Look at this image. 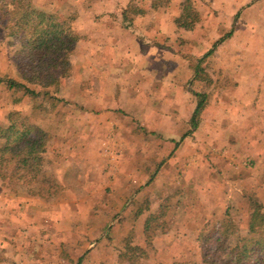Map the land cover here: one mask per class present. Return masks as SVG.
Returning a JSON list of instances; mask_svg holds the SVG:
<instances>
[{
    "label": "crops",
    "instance_id": "crops-1",
    "mask_svg": "<svg viewBox=\"0 0 264 264\" xmlns=\"http://www.w3.org/2000/svg\"><path fill=\"white\" fill-rule=\"evenodd\" d=\"M77 1L83 3H71ZM185 1L96 0L95 7H82L74 22L81 36L76 47L83 51L77 61L78 73L69 82L61 80L62 89H67L63 99L84 109L69 111L63 121L64 158L74 155L78 147L81 168L94 162L96 171L105 174L112 163L109 170L115 179L111 187L124 202L115 199L110 210L117 212L111 224L127 217L123 224L130 227L132 220L140 230L134 245L140 246L146 220L162 210L164 219L176 223L173 228L188 235L183 241H167V233L157 234L156 242L166 240L175 259L178 251L173 245L187 241L191 249L195 247L194 254H199L201 229L215 219L220 225L231 215L242 223L244 216L234 208L235 199L245 195L242 179L251 181L249 190L264 204V0H191L199 19L192 30L180 22ZM192 41L194 52L181 51L183 44ZM67 83L72 87L67 88ZM76 112L78 124L74 126L71 116ZM111 135L120 140L121 150L114 160L101 153ZM187 147L194 150L193 160L168 156L173 151V155L184 154ZM172 160L174 164L193 162L194 171L184 180L194 181V205L162 207L160 200L169 193L164 194L161 180L169 176L166 170ZM214 160L222 165L216 171ZM179 173L176 170L171 178L182 176ZM214 180L220 189L216 194L211 192L217 184ZM5 208L0 206V264L11 259L17 263L9 264H20L23 248L17 247L23 235L33 237L36 229L24 232L22 223L14 222V241L10 240ZM138 211L141 215L136 221L133 213ZM187 226L194 227V233ZM99 240L83 262L78 260L87 249L75 255L74 264H118V251H108L110 257H103L106 244ZM11 243L18 246L9 253ZM36 245L38 251L30 253L32 264L43 258L41 245ZM179 257L199 258L186 253Z\"/></svg>",
    "mask_w": 264,
    "mask_h": 264
},
{
    "label": "rangeland",
    "instance_id": "rangeland-1",
    "mask_svg": "<svg viewBox=\"0 0 264 264\" xmlns=\"http://www.w3.org/2000/svg\"><path fill=\"white\" fill-rule=\"evenodd\" d=\"M82 1L83 3L78 1L71 3V0H35V5L38 8L54 12L60 16L73 17L75 19L76 16L78 17L82 7L90 9L96 6V0ZM0 36H2L1 31ZM192 44L194 45V41L188 42V44H183L181 51L191 53L190 50L192 49L194 52ZM15 49L16 47H10L7 42H5L4 45H0V120L5 124L8 122L7 115L9 113L19 112L36 125L45 129L51 135L52 139L49 143V150L47 153L46 171L47 174L52 177L54 182H57L60 185L54 196L43 199L38 196L35 197L28 195L16 197L10 193L9 190L3 188L0 182V206H6L5 209L8 216L6 217V224L9 226L6 227L5 231L7 234H12L10 240L14 241V222L18 221L17 223H22L24 232L28 231L30 228L35 227L36 229V236L25 237L23 235L24 238L22 244L19 243V246H16L19 249L23 248L22 254L24 259L23 261H20V264H32L30 256L34 257V255L30 253L37 250L36 243L38 245L40 244L42 247L40 253L43 255V258L40 259L39 264H74L76 262L74 256L83 253L84 248L87 249L85 253L86 255L87 252L91 251L94 247V242H96L97 239H100L99 241L102 240L101 242L106 244V246L102 248L105 251L103 257H110L111 253L108 251H118V254H120L124 248L125 241H123V239H127V237L130 236L137 241L139 239L140 230L134 225L131 219L130 225L132 226L128 227L123 224L127 221L126 216V218H123V221L116 225L113 226V224H111L112 219H114L113 215L117 212L114 208H112L113 210H110V208L115 205V199L120 197L121 202H124L123 197L115 195L114 189L111 187V183L115 179L113 175L114 173L109 170V168L112 167V163L108 165L110 167H108V171L105 174L99 170L96 171L97 169L94 162L90 163V165L84 164L81 168L80 161L82 160V152L78 154L79 151L77 146V151L74 155L67 157L66 159L64 158V140L62 139L63 121L68 116L69 111H83L84 109H80L78 106L74 107V105L70 106L68 101L63 99V93L66 88L64 90L62 89L61 82L57 86H52L49 89L59 101L54 108L51 107L50 104H47L45 106L47 109L35 108V105L39 104L41 101L39 97L29 93L26 94L24 90L10 89L3 81L7 79L19 80L16 68L11 60ZM82 52L83 51L80 50L79 47H76L69 56V61H71L72 64L68 75L64 78L67 82H69V79L70 81L73 79V75H77V61L81 59ZM68 87H72V85L70 86L67 83V88ZM75 114L76 116H71V118L74 119L73 122H75L73 123L74 126L76 123L78 124V114L77 112ZM83 137L85 136L83 135ZM117 139V137L111 135V137L107 138V141H104L101 148V153H103L105 157L108 156L111 160H114L118 152L121 150L119 144L120 140ZM187 148L188 151H185L184 154L179 153L173 155V151L170 155L168 154V156L170 158L172 156V159L176 160L183 158L188 159V161L189 159L193 160L194 150L189 149V147ZM83 149L85 150V147ZM216 160H218V158ZM216 160H214V164L212 163V165H214L213 171L222 167L220 162ZM174 161L175 160H172L173 163L167 165L166 172L170 173L168 174L169 176L161 180L162 187L165 189L164 194L166 195L169 193V195L165 197L164 200H160V202L172 206L179 205V203L184 205H194V181L192 182V180H190L191 178L184 180V177H190L188 174L194 171V166H192L193 162L187 164L188 161H182L184 163L174 164ZM250 166L252 167V164H250ZM246 169L249 171L247 167ZM176 170H178L180 172L179 174L182 176L174 180L171 177L172 175L174 177ZM253 173H255L254 170ZM242 174L245 176L246 172H243ZM181 178L183 180H181ZM245 179L247 178H244V181L243 179L241 181V183L244 182L241 184L243 188L245 187L244 191L246 193L248 192V194L254 193L252 189L249 190L252 187L251 181ZM189 181H191V183L186 184V182ZM215 182L217 184L211 188V192L216 194L220 192V189H218V181L214 180V183ZM220 183H223V181ZM221 193V197L223 198L224 191L222 190ZM210 198L211 197H209V199ZM243 198L235 199L237 201L234 202V208H239L240 212L237 215L244 216V218H241V222H243V219L245 220L244 222H246L248 213L245 211L248 208V201L246 200V202H242L241 200ZM212 203L213 200H209L208 204L212 205ZM236 210L237 209H235V211ZM120 214L122 213L119 212L118 215ZM126 214L127 213H125V215ZM27 220L29 222L37 220V222L31 224H29V222L25 223ZM218 220L215 219V221H212L213 223L210 222L209 226L201 229V231L203 232L207 228L216 229V227L219 226ZM235 220L238 222L237 218H235ZM121 223L123 226H121ZM163 224V227L155 228L150 231L153 243L151 247L146 244L143 237L140 246H137L136 244L134 245L133 243L130 253L139 256V248H145L148 257L146 256V258H144L143 264H204L202 262L201 250L199 254H194L196 249L195 247L194 249H191L189 241L187 240L186 243L175 242L178 243V245L174 244L173 248L176 247L178 258L175 259V257H171L174 255V252L170 251V246L167 247L166 240L161 239L160 241L163 242L160 244L156 242L158 240L157 234L164 232L167 233L165 236L167 241L168 239H173V241H183L184 237L188 235H182L184 230L173 228L176 223L172 220L168 222L167 219H164ZM11 225L12 228L10 227ZM187 227H185L187 231L194 233V227ZM14 246L13 243L9 253L14 252L17 249ZM184 253L195 255V257L199 258L188 261L183 257H179ZM27 257H29L28 260L26 259ZM47 257H50L48 261L46 260ZM119 257L120 261L118 264H132L130 260H127L125 257ZM2 261V258H0V262ZM7 261L9 263H17L14 262L15 260L13 259ZM139 262H141L140 256ZM36 263H38V261H35V264Z\"/></svg>",
    "mask_w": 264,
    "mask_h": 264
},
{
    "label": "trees",
    "instance_id": "trees-1",
    "mask_svg": "<svg viewBox=\"0 0 264 264\" xmlns=\"http://www.w3.org/2000/svg\"><path fill=\"white\" fill-rule=\"evenodd\" d=\"M194 12L192 1L186 0L180 18L186 29H194L199 20ZM74 22L73 17L38 8L34 0H0V45L7 42L10 47H16L11 60L19 76V80L3 82L10 89L24 90L26 94L39 97L41 101L35 108L44 109L47 104L54 108L59 101L49 89L66 78L71 67L69 56L81 39ZM201 108L200 105L196 115ZM7 119L5 124L0 120L1 186L16 197L28 195L47 199L54 196L60 185L46 171L51 135L19 112L9 113ZM192 124L195 127L194 117ZM244 193L249 207L246 222H242L244 227L233 220L228 211L229 217L216 229L207 228L201 233L199 249L204 264H264V204L256 193ZM163 206L168 207V204L163 203ZM133 214L137 221L141 212ZM164 216L161 210L145 222L141 236L150 247L153 244L150 231L164 226ZM123 241L124 248L119 256L132 264H143L148 257L146 249L139 248V262V256L130 253L135 239L129 236ZM85 256L78 262H83Z\"/></svg>",
    "mask_w": 264,
    "mask_h": 264
}]
</instances>
